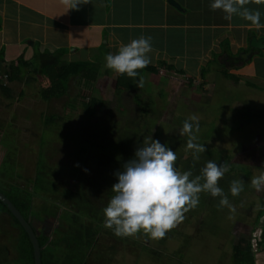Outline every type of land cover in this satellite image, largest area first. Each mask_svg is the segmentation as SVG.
I'll list each match as a JSON object with an SVG mask.
<instances>
[{
	"label": "rangeland",
	"instance_id": "1",
	"mask_svg": "<svg viewBox=\"0 0 264 264\" xmlns=\"http://www.w3.org/2000/svg\"><path fill=\"white\" fill-rule=\"evenodd\" d=\"M12 31L13 27L7 25L6 34ZM21 43L27 50L25 38L21 39ZM5 48L15 49L14 46ZM30 48L33 52L39 51L36 44ZM11 50H8V55ZM42 50L48 51L46 48ZM32 54L27 51L5 60L0 64V72L3 68L8 70L10 65H15L18 57L30 61ZM212 66L218 64H210L209 68ZM32 68H19L18 80H9L8 77L0 79L1 84L11 89L8 98L0 94V121L9 124L8 130L14 128L16 145L15 179L0 182V189L5 191L13 184L15 188L34 196V205L36 203L40 215L31 218L30 223L37 234L48 238L47 250L59 257L66 254L63 247L57 244L67 230L76 224L67 213L75 214L82 199L81 194L88 193L89 198L102 208V218L98 222L99 235L85 264H244L235 262L234 247L246 246L247 242L251 244L254 235L263 227L260 222L264 218H256L261 210L259 204L264 199V187L257 192L250 186V180L258 174L257 169L264 167V139L255 141L260 136L259 132L264 134V125L262 120L244 122L238 118V110L231 113L230 109L236 102L240 105H251L254 102L258 105L253 109L261 111L264 97L258 101L253 93L228 86V81L221 77V73H215L214 69L211 79H207V83L213 82L214 89L207 87L204 79H187L167 69H162L160 74L158 69L154 75L145 73L142 87L137 86L136 89L117 94V74L106 69L105 62H102L95 80L82 78L81 69L78 77H70L66 94L43 99L40 87L45 86L46 77L34 73ZM227 88L228 92L224 91ZM93 96L105 100L107 105L98 109L88 108L87 102ZM135 98L138 102L151 104V110L141 113ZM49 115L56 116L59 127L57 125L54 129H47L50 142L46 148V161L50 170L52 168L56 172L42 173L44 177L53 180L48 194H44L36 191L34 176L40 134L50 127L44 124L45 117ZM192 115L199 118V131L194 130L197 139L200 136L204 139L205 131L208 132L212 127L219 134L212 136L206 143L226 158L229 171L222 180L228 185L221 188L233 208L219 207L220 197L202 192L199 194L198 206L189 210L184 221L169 231L164 240H152L143 234L117 237L103 223V209L114 195L112 187L108 184L104 187V176L91 161L94 154L89 158L85 155L80 157L87 141L77 140V137L109 119L120 123L119 127L127 132L128 137L134 135V141L137 136L144 141L149 131V134H153L149 135L153 140L164 144L169 135L176 134L169 123L172 118L179 116L188 119ZM187 138L186 135L178 137L182 144H186ZM3 153L0 146V161ZM180 156L178 152V160ZM82 160L86 161V165L81 168ZM189 171L193 178L200 172L192 168ZM232 180L244 182L243 191L235 197L229 192ZM15 238L16 230L11 228L5 215H0V248L3 249L5 264L17 260Z\"/></svg>",
	"mask_w": 264,
	"mask_h": 264
},
{
	"label": "crops",
	"instance_id": "2",
	"mask_svg": "<svg viewBox=\"0 0 264 264\" xmlns=\"http://www.w3.org/2000/svg\"><path fill=\"white\" fill-rule=\"evenodd\" d=\"M173 1L179 9L169 5L167 0H89L71 10L62 0H0L3 60L27 51L32 54L30 47L36 44L40 52L45 48L49 52L64 48L66 53L60 60L67 62L96 58L99 70L106 54L117 53L122 44L133 39L151 37L149 65L155 69L169 67V72L180 73L187 79H204L211 89H214L213 82L207 83V79H211L214 69L228 81V86L251 92L261 101L264 97V27L257 29L239 16L226 20L222 11L210 9L212 0ZM245 7L259 11L260 23L264 25V0H248ZM7 25L13 27L9 35ZM251 37L262 39L263 48L243 61L239 55L250 51ZM22 38L27 41V50L22 46ZM8 50H11L10 55ZM234 57L239 61L229 66ZM215 63L218 66L209 68ZM224 71L237 82L224 77ZM224 91L228 92V88ZM256 105L236 102L230 112L238 110L236 114L242 121L262 120L264 125V106L261 111H255ZM258 135L255 141L264 139V134L259 132ZM261 224L264 227V219ZM252 256L254 264H264V244Z\"/></svg>",
	"mask_w": 264,
	"mask_h": 264
},
{
	"label": "trees",
	"instance_id": "3",
	"mask_svg": "<svg viewBox=\"0 0 264 264\" xmlns=\"http://www.w3.org/2000/svg\"><path fill=\"white\" fill-rule=\"evenodd\" d=\"M63 53H66L64 48H59L52 52L35 51L33 52L30 61H24L21 60V57H18V61H16L15 65H10V68L8 67V70L3 68L2 72L0 73L6 74V77H8L9 80H18L19 78L17 76V73L19 68H27L28 66L33 67L32 70H34V73L38 72L46 77L45 86L40 87V95L43 99H48L50 97H60L66 94V92L68 91V82L70 77H78L81 69H83V72L81 74L82 78L88 81H93L96 79L97 70L99 67L98 59L95 58V60L67 62L64 60H60V56ZM235 60L239 61V58L235 59L234 57L232 62L227 60L230 62L229 66L235 64ZM3 62V49L0 48V64ZM168 68L163 69L168 70ZM157 71L158 69H155V67H152V65H148L145 69L139 70L137 77L134 78H130L126 74H117L115 83L116 93L120 94L125 91L136 89L139 81L143 78L145 73L157 74ZM222 75L227 79L231 78V80L237 82V79L235 77L230 76L225 72L222 73ZM0 94L3 97L8 98L11 95V89L8 86L0 83ZM136 98L135 101H137L136 104L138 105L141 113H147L151 110V104L144 103L143 101L138 102ZM103 105H107V102L105 100L103 101L93 96L87 102L86 106L88 108L98 109V107ZM185 120L187 119L181 118L179 116H174L172 118L169 123L175 129L176 134H174V136L169 135V141L167 138L166 143H164V145L169 147L171 150L176 151L177 153L179 152V154L181 155L179 157V160L177 159L176 161L177 169L182 172L189 171L190 168L200 171L209 160L216 162L218 165L226 163L225 156L221 154L217 149L211 148V145L206 143L209 142L207 140L211 139L212 136L219 135L215 132V130H213V127L209 129L210 126H208L207 128L209 129L208 132L205 131V138L201 139V137L203 136H200L196 140L197 143L205 146L207 153L206 151L204 153H201L199 160H194L191 150H186L185 142H183L182 144V142H180L178 139V137L181 138V136H184L180 134V131ZM111 121L112 120L105 119L102 121V123L93 126L90 132L83 133V135L77 137V140L81 139L87 141V144H84V148L80 152V157L82 158L83 155H85V157L87 156L89 158L90 155L94 154V157L91 161H93L96 167L99 169L98 172H100L101 175L103 174V181L105 183L104 187H106L107 184L112 187L116 183L117 179L115 173L123 170V165L134 158L135 151L143 144V140L139 139V136H137L134 141V135L128 137L127 132L121 130V128L119 127L120 123H114ZM44 122L45 125H48L50 127L46 128L44 132L40 134V148L36 160V176H34V179L36 191L43 192L45 194L47 193L48 188L52 187L51 184H53V180L44 177L42 173L48 171H51L52 173L56 172L55 169L51 168L50 170V167L46 161V148L48 147L50 142V133L47 129H54L57 125L59 127V123L56 116L54 115L45 117ZM8 126V123L0 121V146L4 150L0 161L1 183H5L10 180L12 181V179H15V130H13L14 128L8 130ZM223 132L224 131H222V133ZM146 135V138H149V135L153 134H149V131H147ZM183 149L185 150L184 153L182 152ZM85 162V160L81 161V168L86 165ZM194 163L197 164V167L194 165ZM198 173L200 174V172ZM227 185L228 184L224 180L221 179L219 181L220 187H227ZM0 194L14 207V209L19 213L21 219L31 226L41 249V264L86 263L89 253L93 250V247L99 235L98 222H100L102 218L100 215L102 208L97 206V204L89 198L88 193H84L83 195L81 194L82 199L75 214L67 213L68 215L73 217L74 223L76 224L71 226L67 230L65 236L57 244L62 246L64 252H66L63 257H59L57 254L52 253L51 251L46 249L48 238L43 235L37 234L32 224L30 223L31 218H35L40 215V210L37 209L36 203L34 205V196L26 192L25 190H19L15 188L13 184L5 191L0 189ZM108 195H110V192L108 193ZM259 207H261V210H259L256 219L260 220L261 216H263L264 214V199L261 200ZM0 215H5L10 222L11 228L16 230L15 252L18 257L17 260H14L12 262V264H34L33 249L29 242L28 236L26 235L25 231L21 229L17 221L3 207L1 202ZM261 229L262 234L260 245L264 244V227H262ZM234 248L235 262L254 264L251 245L249 242L246 243V246L239 245L237 246V248ZM0 264H5V256L2 248H0Z\"/></svg>",
	"mask_w": 264,
	"mask_h": 264
},
{
	"label": "clouds",
	"instance_id": "4",
	"mask_svg": "<svg viewBox=\"0 0 264 264\" xmlns=\"http://www.w3.org/2000/svg\"><path fill=\"white\" fill-rule=\"evenodd\" d=\"M88 2L62 0L68 10L77 9L78 5ZM246 3L248 0H212L210 9L222 11L226 20L239 16L257 29L264 27L260 23V12L245 7ZM150 52L151 37L141 36L126 45L122 44L117 53L106 54L105 68L118 75L137 77L139 70L151 63ZM161 72L162 69L159 70ZM137 86H143L142 79ZM194 130L199 131V118L196 115L183 122L180 134L188 137L186 150H191L194 160H199L206 148L196 142ZM177 159L176 152L159 140L145 138L142 146L135 151L134 158L123 165L122 171L115 173L117 183L111 189L114 195L103 209L104 227L111 229L117 237H134L142 233L149 239L159 240L182 223L189 210L198 206L199 194L202 192L220 197L219 207L233 208L219 186V181L229 171L227 163L218 165L209 160L200 174L192 178L191 171L177 169ZM257 171L258 174L250 180V186L259 192L264 187V167ZM243 187L242 180H232L229 192L233 197L238 196ZM258 234L261 240L262 229H259ZM260 240L256 251L252 249L251 242L252 254L259 251Z\"/></svg>",
	"mask_w": 264,
	"mask_h": 264
},
{
	"label": "water",
	"instance_id": "5",
	"mask_svg": "<svg viewBox=\"0 0 264 264\" xmlns=\"http://www.w3.org/2000/svg\"><path fill=\"white\" fill-rule=\"evenodd\" d=\"M167 3L171 5L172 7L179 9L177 4L173 0H167ZM263 41L262 39H256L255 37H251L248 46L250 48V51L246 53H241L239 57L243 61H247L251 58V56L254 53H257V50H260L263 48ZM0 202L3 205V207L7 210V212L17 221L21 229H23L28 236L29 242L33 249V260L34 264H41V249L39 247V244L37 242L36 236L30 227V225L23 221L19 215V213L14 209V207L0 194Z\"/></svg>",
	"mask_w": 264,
	"mask_h": 264
},
{
	"label": "built area",
	"instance_id": "6",
	"mask_svg": "<svg viewBox=\"0 0 264 264\" xmlns=\"http://www.w3.org/2000/svg\"><path fill=\"white\" fill-rule=\"evenodd\" d=\"M2 77L6 78V75L5 74H0V79ZM254 236H255V238L252 240V249L254 251H256L257 250V242L260 240V238H259L260 234H255Z\"/></svg>",
	"mask_w": 264,
	"mask_h": 264
},
{
	"label": "flooded vegetation",
	"instance_id": "7",
	"mask_svg": "<svg viewBox=\"0 0 264 264\" xmlns=\"http://www.w3.org/2000/svg\"><path fill=\"white\" fill-rule=\"evenodd\" d=\"M224 63L226 64V62L224 61Z\"/></svg>",
	"mask_w": 264,
	"mask_h": 264
}]
</instances>
